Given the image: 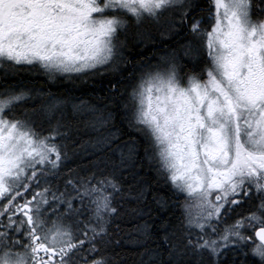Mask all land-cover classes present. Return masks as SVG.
I'll use <instances>...</instances> for the list:
<instances>
[{
    "label": "snow or ice",
    "instance_id": "6c2138e0",
    "mask_svg": "<svg viewBox=\"0 0 264 264\" xmlns=\"http://www.w3.org/2000/svg\"><path fill=\"white\" fill-rule=\"evenodd\" d=\"M209 2L197 18L194 0H0L5 81L22 66L49 80L118 71L133 25L138 39L155 40L140 31L147 26L161 42L175 40L133 75L115 107L81 102L65 115L32 89L0 91V264H119L107 254L118 198L146 196L123 176L139 158L136 137L170 185V196L153 199L182 209L162 236L141 230L140 264H264V0ZM119 85L110 82L113 97ZM77 116L96 148L129 137L118 164L64 172Z\"/></svg>",
    "mask_w": 264,
    "mask_h": 264
},
{
    "label": "trees",
    "instance_id": "16d2710c",
    "mask_svg": "<svg viewBox=\"0 0 264 264\" xmlns=\"http://www.w3.org/2000/svg\"><path fill=\"white\" fill-rule=\"evenodd\" d=\"M194 4L198 7L194 9L193 15L197 18L207 17L210 8L209 0H194ZM205 26L208 27V25ZM147 30L152 31L155 37L154 41L138 39L135 26L129 27L126 34V47L122 50L123 56L128 62L120 64L118 71L106 70L101 74L86 77H57L55 80H49L42 71L22 66L15 76H9L6 81L0 79V91L5 85L32 89L35 95L42 96L45 101L51 98L53 102H59L65 115H70L73 105L81 102L96 106L101 110L105 105L115 107L114 100L123 104L128 100L127 92L131 90L129 84L132 82L133 75H138L144 65L149 63L154 65L166 48L175 45V40L161 42L158 33L147 26L140 31ZM121 38L125 39V36L122 35ZM185 64L188 68L191 67V61H185ZM188 68L185 70L187 71ZM117 80L120 81V92L113 97L110 91V82L115 83ZM35 95L33 100H29L15 109L17 115L25 109L29 111L32 109ZM88 118L85 116V119ZM72 123L74 127L71 139L67 141L69 161L64 169L65 173L68 169H72L84 176L90 174V170H94L92 169L93 164L100 163L101 166L107 164L111 168L113 164L119 163L120 151H127L124 147V141L129 139L127 135H124L117 143H113L110 148L102 150L94 147L96 140L94 132L83 126L77 130L75 125L80 124L79 116ZM115 124L119 128L124 127L120 117L116 119ZM126 131L127 129H125ZM136 139L138 140L139 158L135 167L129 165V170L124 171L123 176L126 178V188L129 186L143 188L146 196L139 202L127 199L120 201L118 198L121 212L112 225V246L108 249L107 254L113 255L119 264H140V254L143 252V248L139 244L142 239L141 230L146 227L154 239L158 238L157 233L160 236L163 235V224L170 223L172 227L179 225L182 211L179 206L172 207L167 211L162 210L153 199L157 195L170 196V185H167L164 177L157 173L154 163H150L145 158L146 145L139 140V137ZM73 153L75 154L73 155ZM183 200L184 196L181 195L175 203L179 205ZM134 209L140 211L134 212ZM116 241L119 243L117 244Z\"/></svg>",
    "mask_w": 264,
    "mask_h": 264
},
{
    "label": "rangeland",
    "instance_id": "374dc122",
    "mask_svg": "<svg viewBox=\"0 0 264 264\" xmlns=\"http://www.w3.org/2000/svg\"><path fill=\"white\" fill-rule=\"evenodd\" d=\"M153 30V29H152ZM153 31H155V30H153ZM158 61H156V62H154L155 64L157 63ZM46 75V74H45ZM193 211H195V209L193 208Z\"/></svg>",
    "mask_w": 264,
    "mask_h": 264
},
{
    "label": "flooded vegetation",
    "instance_id": "af4514ba",
    "mask_svg": "<svg viewBox=\"0 0 264 264\" xmlns=\"http://www.w3.org/2000/svg\"><path fill=\"white\" fill-rule=\"evenodd\" d=\"M19 115V114H18Z\"/></svg>",
    "mask_w": 264,
    "mask_h": 264
}]
</instances>
